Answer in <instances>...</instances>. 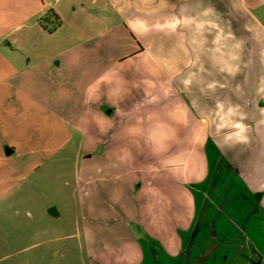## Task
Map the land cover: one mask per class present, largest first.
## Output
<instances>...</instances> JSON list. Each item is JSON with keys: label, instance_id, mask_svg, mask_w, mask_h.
Masks as SVG:
<instances>
[{"label": "crops", "instance_id": "obj_1", "mask_svg": "<svg viewBox=\"0 0 264 264\" xmlns=\"http://www.w3.org/2000/svg\"><path fill=\"white\" fill-rule=\"evenodd\" d=\"M60 3L36 13L59 16L51 33ZM67 7L84 27L54 54L88 90L84 156L111 161L122 185L109 205L118 230L88 241L89 264L264 261V0Z\"/></svg>", "mask_w": 264, "mask_h": 264}, {"label": "rangeland", "instance_id": "obj_2", "mask_svg": "<svg viewBox=\"0 0 264 264\" xmlns=\"http://www.w3.org/2000/svg\"><path fill=\"white\" fill-rule=\"evenodd\" d=\"M51 1L0 0V36L17 40L13 50L0 38V264H89L88 241L112 238L120 224L109 206L122 191L117 167L84 156L90 130L82 72L59 66L54 54L84 20L61 0L64 26L51 33L56 20L36 15ZM87 202L106 213L88 215Z\"/></svg>", "mask_w": 264, "mask_h": 264}, {"label": "trees", "instance_id": "obj_3", "mask_svg": "<svg viewBox=\"0 0 264 264\" xmlns=\"http://www.w3.org/2000/svg\"><path fill=\"white\" fill-rule=\"evenodd\" d=\"M52 14L55 15L56 22L58 25L60 23L59 16L53 12ZM248 260H249L248 264H264V261L262 260V258H258V259L248 258Z\"/></svg>", "mask_w": 264, "mask_h": 264}, {"label": "water", "instance_id": "obj_4", "mask_svg": "<svg viewBox=\"0 0 264 264\" xmlns=\"http://www.w3.org/2000/svg\"><path fill=\"white\" fill-rule=\"evenodd\" d=\"M54 208L51 209V211H53Z\"/></svg>", "mask_w": 264, "mask_h": 264}]
</instances>
